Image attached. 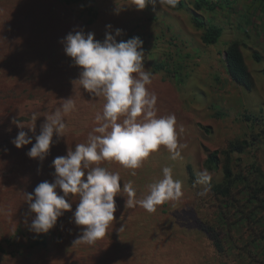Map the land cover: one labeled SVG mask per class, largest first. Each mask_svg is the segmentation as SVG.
<instances>
[{"label": "rangeland", "instance_id": "rangeland-1", "mask_svg": "<svg viewBox=\"0 0 264 264\" xmlns=\"http://www.w3.org/2000/svg\"><path fill=\"white\" fill-rule=\"evenodd\" d=\"M229 3L219 1L212 17L204 9L199 11L222 28L216 43L204 44L191 22L189 7L171 11L163 5H148L138 11L131 0L69 4L62 0H0V243L5 249L0 252V264H260L243 251L248 235L244 226L238 223L228 230L232 239L239 240L229 256L213 253L200 227V222L206 221L216 225V205H212L216 202L211 189L204 196L198 194L204 187L198 183V173L207 169L212 174L210 184L222 178L220 167L209 169L204 163L209 151L225 148L230 140L246 138L253 144L243 153L231 155L232 168L246 174L257 187L264 183V46L253 48L259 52V60L252 57L250 47L242 50L253 81L250 90L231 80L222 60L226 42L236 38L232 28L238 32L237 38L249 36L253 41L258 30L264 35V2L260 14L249 13V2H243V12L239 0ZM122 6L116 14L115 9ZM85 7L95 12L92 23L86 22L91 14ZM109 24L112 28L106 29ZM116 28L123 30L118 41L133 36L143 40L145 70L153 77L148 87L157 96V115H175L177 129L184 128L179 142L187 147L181 150L182 158L172 160L161 146L135 175L116 162L103 161L99 166L119 172L122 183L131 181L136 199H143L148 185L162 178L164 167H171L174 179L183 183L184 195L149 213L140 206L127 207V194L121 191V197L116 198L117 219L95 244L74 242L81 226L75 225L72 214L64 213L57 221L59 231L57 227L50 230L54 236L48 240L49 246L30 248L36 233L29 229L34 213L29 211L26 193L44 180H53L52 160L57 157L53 154L64 150L58 155L64 156L73 149L75 140L85 139L97 126L95 116L105 103L102 96H92L77 82L72 83L80 69L65 55L62 38L83 29L103 41L105 32L114 33ZM159 61L162 70L154 67ZM66 98L75 102L76 110L64 117V137L51 146L43 161L26 155L31 144L16 148L11 143L21 130L11 122L13 118L30 125L35 113L39 116L35 122L38 135L45 117L59 109ZM22 130L33 136L35 143V135L27 127ZM257 194L264 198V192ZM242 204L230 208L227 220L235 222L249 209L257 218L254 226L262 227L264 202Z\"/></svg>", "mask_w": 264, "mask_h": 264}, {"label": "clouds", "instance_id": "clouds-1", "mask_svg": "<svg viewBox=\"0 0 264 264\" xmlns=\"http://www.w3.org/2000/svg\"><path fill=\"white\" fill-rule=\"evenodd\" d=\"M178 3L179 0H131V5L138 11L148 5H166L174 9ZM121 10L123 6L116 8V14ZM105 27L111 29L112 25ZM122 32L120 28L114 33L106 31L105 38L100 41L94 39L93 32L80 29L70 31L62 38L65 55L80 69L78 78L72 83L77 82L92 96H102L105 103L102 112L95 116L97 126L88 134L87 142L76 144L64 156L55 157L52 160L53 180H44L31 193H26L29 211L34 213L29 229L36 234H46L56 227L58 218L65 211H72L70 194L79 197L72 220L81 226V234L74 242L88 245L103 238L117 219L119 205L116 198L121 197V191L127 194V207L140 206L149 213L184 195L183 183L174 179L171 167H164L162 178L148 185L143 199H136L137 190L131 181L122 183L119 172L99 166L103 161L116 162L133 170L131 174L135 175V170L161 146L168 150L172 160L182 158L181 150L187 147L179 142L184 128L177 129L175 115H157V96L148 87L153 77L145 70L143 40L133 36L118 41ZM74 110L75 102L64 99L59 109L45 117L38 135H35V122L39 116L35 113L30 125L13 118L11 122L21 130L11 143L16 148L31 144L26 155L43 161L51 146L64 137L67 127L64 117ZM25 127L35 135V143L33 136L22 130ZM198 176V183L204 185L198 194L204 196L210 191L212 174L203 169Z\"/></svg>", "mask_w": 264, "mask_h": 264}, {"label": "trees", "instance_id": "trees-1", "mask_svg": "<svg viewBox=\"0 0 264 264\" xmlns=\"http://www.w3.org/2000/svg\"><path fill=\"white\" fill-rule=\"evenodd\" d=\"M80 1L82 0H62V2H66V4H69L70 2ZM219 1L221 0H179V3L174 9L169 8L166 5L163 6L167 10L171 11L189 7V9H191L192 11L191 22L193 26L200 31L201 42L204 44H214L220 37L222 28L219 24L216 23V21L206 20V17L203 14H200L199 11L201 9H204L207 13L210 12L208 16L212 17L211 12L214 11L217 6H219ZM224 1L226 4H230L229 1L231 0ZM190 2L192 3L191 5ZM85 8L91 14L86 22L87 24L92 23L95 17V12L91 7ZM245 46V42H243L242 44V41L240 39H229L225 44V48L223 49L222 60L223 68L225 69V72L231 78V80L250 90L253 86V81L243 57L242 50ZM251 55L255 60H259L260 58V54L255 50H252ZM154 67L156 69L162 70L163 64L161 61H159L154 64ZM245 118L248 119L247 116ZM87 138L88 136L85 139L84 137H82L80 140H75L76 142L72 146V148L74 149L76 144L86 143ZM252 144L253 143L248 141L246 138L234 139L228 141L225 148L214 149L206 154L204 160L205 165L209 169L220 167L222 171V178L220 181L210 184V189L215 196L214 202H216L212 204L214 206L216 205V209L213 210V221L214 223H216V225L213 224V222L206 221L205 223L200 222V227L203 231L206 232L207 239L211 242L209 246L211 247L212 252L218 256H229L231 255L230 249L233 250L238 247L239 240H237L236 238V240L232 239L231 234H229L228 230L231 226L239 223L240 226H244L248 231L245 242L246 244H243L242 246L244 248L243 251L246 253V255H250L252 259L257 260L260 264H264V228L262 229L264 225H262V227L260 228L254 226L257 219L255 217V212L247 208L248 211L245 217H242L240 215L235 218V222H229V220H227L228 218H230V208H234L238 206V204H242V202L250 204L256 203L257 200H261L264 202V198H260L257 194V191L259 190L264 192V183L258 187L254 184H251L246 174L234 171L231 164L232 154H241ZM63 151L64 150H61L57 153H54L53 155L58 156L59 154L63 153ZM243 190L245 191L243 192ZM236 192H238V195L236 194ZM58 193H60V191ZM69 199H72L73 202L72 211L64 212L68 213V215L72 214V212L75 210L76 204L79 202V197H71L70 194ZM243 211L245 212L246 210ZM232 214H234L233 211ZM260 221L261 219L258 222L260 223ZM226 224L228 225L226 226ZM56 227L59 231L60 224H57ZM224 230L226 231V235ZM58 231L56 232L58 233ZM53 236L50 230L46 234H33V236L31 237L32 242L30 243L29 247L32 248L34 246H40L47 248L49 246L48 240ZM57 237H61V232L57 234ZM244 245L249 246V248H245ZM250 245L252 246V248L250 247ZM4 251L5 249L3 247V244L0 243V252ZM256 256L259 257L260 260H258Z\"/></svg>", "mask_w": 264, "mask_h": 264}, {"label": "crops", "instance_id": "crops-1", "mask_svg": "<svg viewBox=\"0 0 264 264\" xmlns=\"http://www.w3.org/2000/svg\"><path fill=\"white\" fill-rule=\"evenodd\" d=\"M239 2H240V5H241L240 9H242V12L245 10L244 6H243V2H249L250 3V8H249L250 9V11H249L250 14H255V13L260 14L261 9L263 10L262 4H263L264 0H239ZM236 7H238V5ZM232 33L236 37L235 39L243 40V42L245 40L249 41L248 44H245L246 45L245 47H250V51L256 50V49H253V48H255V46H258V45L264 46V35H262L263 31L261 32L260 30H258L256 35H255L256 36L255 39L253 37V39H254L253 41L251 40V37H249V36H248V38L247 37L246 38H242V37L241 38H237L238 34H235V33H238V32L233 31V28H232ZM240 33H241V31H240ZM251 48H252V50H251Z\"/></svg>", "mask_w": 264, "mask_h": 264}, {"label": "water", "instance_id": "water-1", "mask_svg": "<svg viewBox=\"0 0 264 264\" xmlns=\"http://www.w3.org/2000/svg\"><path fill=\"white\" fill-rule=\"evenodd\" d=\"M225 55V54H224Z\"/></svg>", "mask_w": 264, "mask_h": 264}]
</instances>
